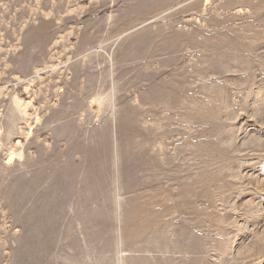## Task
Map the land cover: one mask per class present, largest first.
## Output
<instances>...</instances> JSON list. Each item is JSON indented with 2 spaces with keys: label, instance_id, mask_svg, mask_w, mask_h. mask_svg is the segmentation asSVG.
Here are the masks:
<instances>
[{
  "label": "rangeland",
  "instance_id": "1",
  "mask_svg": "<svg viewBox=\"0 0 264 264\" xmlns=\"http://www.w3.org/2000/svg\"><path fill=\"white\" fill-rule=\"evenodd\" d=\"M0 264H264V0H0Z\"/></svg>",
  "mask_w": 264,
  "mask_h": 264
}]
</instances>
